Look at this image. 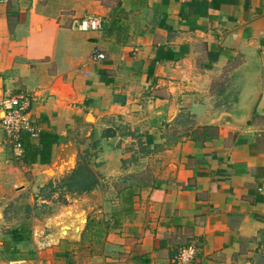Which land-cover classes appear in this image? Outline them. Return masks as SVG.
<instances>
[{
  "label": "crops",
  "instance_id": "obj_1",
  "mask_svg": "<svg viewBox=\"0 0 264 264\" xmlns=\"http://www.w3.org/2000/svg\"><path fill=\"white\" fill-rule=\"evenodd\" d=\"M19 96L55 140L26 166L0 122V264H264V0L0 3V115ZM82 159L99 184L41 219Z\"/></svg>",
  "mask_w": 264,
  "mask_h": 264
},
{
  "label": "built area",
  "instance_id": "obj_2",
  "mask_svg": "<svg viewBox=\"0 0 264 264\" xmlns=\"http://www.w3.org/2000/svg\"><path fill=\"white\" fill-rule=\"evenodd\" d=\"M8 0H0V3H5ZM104 20L98 15H85L81 18H74L71 28L78 31H102ZM103 54L98 50L93 51V59H103ZM28 107V99L24 96L11 98L3 102L4 115L0 122L13 150L17 156L22 154V146L20 143V132L30 130V125L26 117V109ZM32 131V130H30ZM196 254V249L193 246L182 248L174 264H193Z\"/></svg>",
  "mask_w": 264,
  "mask_h": 264
},
{
  "label": "trees",
  "instance_id": "obj_3",
  "mask_svg": "<svg viewBox=\"0 0 264 264\" xmlns=\"http://www.w3.org/2000/svg\"><path fill=\"white\" fill-rule=\"evenodd\" d=\"M53 140H55L54 136L48 133H40L38 143H33L30 133L26 130L21 131L20 143L23 149V164L26 166L36 163L48 164ZM60 182L61 185L59 186L61 188L64 187L68 193L75 194L90 193L99 184L98 177L90 168L87 159H82L78 166L64 176ZM45 188L46 190L49 189L51 193L55 191L52 184L47 185ZM45 196L48 197L49 195Z\"/></svg>",
  "mask_w": 264,
  "mask_h": 264
},
{
  "label": "rangeland",
  "instance_id": "obj_4",
  "mask_svg": "<svg viewBox=\"0 0 264 264\" xmlns=\"http://www.w3.org/2000/svg\"><path fill=\"white\" fill-rule=\"evenodd\" d=\"M117 1L118 0H107V2L109 4H111V5L115 4ZM0 117H3V114H1ZM53 174H54V172H53ZM53 174L51 176H53ZM27 178H28L29 181L32 180V178H30V176H28ZM59 185H61V182H59V180H55V184L53 185V188H55V192L57 193V196H56L57 198L55 200H53V202H51L50 204H41L38 207L39 208L38 209V215L40 216L41 219L48 218V216L51 215L52 213L53 214H59V216L61 215L59 219H63L65 214H66L64 211L68 210V212L71 213V211L73 209H75V207L73 206V202L72 201L68 202V200L66 198V196L69 197L73 193H68L64 187L61 188ZM49 192H50V190L48 189L46 192H44V195L45 194L49 195L51 193V192L50 193ZM109 196H110V194H109ZM112 200L115 201V199H112ZM111 201L107 205L105 204V205L100 206V204H99L98 206H99L100 209H107L108 211L111 212L113 210V208L115 207V206H113L114 204H112ZM82 207L83 206H79L77 208L78 209H80V208L82 209ZM185 247H183V248H185Z\"/></svg>",
  "mask_w": 264,
  "mask_h": 264
},
{
  "label": "water",
  "instance_id": "obj_5",
  "mask_svg": "<svg viewBox=\"0 0 264 264\" xmlns=\"http://www.w3.org/2000/svg\"><path fill=\"white\" fill-rule=\"evenodd\" d=\"M74 156L75 155H72L71 154V156L69 157V158H71V159H67L68 161H69V165H68V167H70L71 169H73L74 167H75V160H74ZM67 160H63V159H61V160H59L58 162H56V163H54L52 166L58 171V172H62V170H61V168H62V166H63V163H65V162H67ZM83 220H84V223H86V216L84 215V217H83Z\"/></svg>",
  "mask_w": 264,
  "mask_h": 264
},
{
  "label": "bare ground",
  "instance_id": "obj_6",
  "mask_svg": "<svg viewBox=\"0 0 264 264\" xmlns=\"http://www.w3.org/2000/svg\"><path fill=\"white\" fill-rule=\"evenodd\" d=\"M49 174V173H48ZM68 229V228H67Z\"/></svg>",
  "mask_w": 264,
  "mask_h": 264
}]
</instances>
